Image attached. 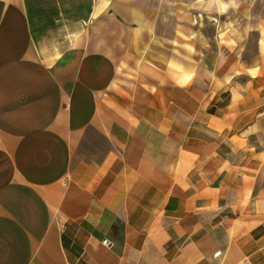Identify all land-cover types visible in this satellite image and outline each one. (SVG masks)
Segmentation results:
<instances>
[{"label": "crops", "instance_id": "obj_1", "mask_svg": "<svg viewBox=\"0 0 264 264\" xmlns=\"http://www.w3.org/2000/svg\"><path fill=\"white\" fill-rule=\"evenodd\" d=\"M161 6L0 0V264H264V63L118 88Z\"/></svg>", "mask_w": 264, "mask_h": 264}, {"label": "rangeland", "instance_id": "obj_2", "mask_svg": "<svg viewBox=\"0 0 264 264\" xmlns=\"http://www.w3.org/2000/svg\"><path fill=\"white\" fill-rule=\"evenodd\" d=\"M158 1L167 12L121 13L129 32L107 48L117 65L118 88L133 83L165 90L183 74L215 78L221 64L243 57L264 63V0ZM85 14L71 12L70 19Z\"/></svg>", "mask_w": 264, "mask_h": 264}, {"label": "bare ground", "instance_id": "obj_3", "mask_svg": "<svg viewBox=\"0 0 264 264\" xmlns=\"http://www.w3.org/2000/svg\"><path fill=\"white\" fill-rule=\"evenodd\" d=\"M101 11V9H100V7H97L95 10H94V12H92V14H91V18L92 19H94V20H97V19H99L100 18V16H101V14H102V12H100ZM64 36H67V33L66 32H64ZM56 47V46H55ZM59 53H58V51H55V55H58ZM255 70V69H254ZM253 70V71H254Z\"/></svg>", "mask_w": 264, "mask_h": 264}, {"label": "built area", "instance_id": "obj_4", "mask_svg": "<svg viewBox=\"0 0 264 264\" xmlns=\"http://www.w3.org/2000/svg\"><path fill=\"white\" fill-rule=\"evenodd\" d=\"M103 242L105 243V244H109V241L108 240H103ZM217 254H218V252H217Z\"/></svg>", "mask_w": 264, "mask_h": 264}]
</instances>
